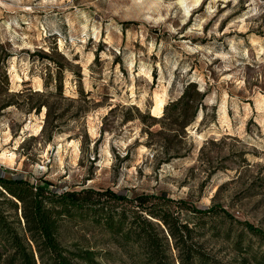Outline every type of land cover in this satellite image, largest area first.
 Segmentation results:
<instances>
[{
	"label": "rangeland",
	"instance_id": "374dc122",
	"mask_svg": "<svg viewBox=\"0 0 264 264\" xmlns=\"http://www.w3.org/2000/svg\"><path fill=\"white\" fill-rule=\"evenodd\" d=\"M189 82L187 113L165 118ZM12 175L218 203L264 230V0H0Z\"/></svg>",
	"mask_w": 264,
	"mask_h": 264
},
{
	"label": "trees",
	"instance_id": "16d2710c",
	"mask_svg": "<svg viewBox=\"0 0 264 264\" xmlns=\"http://www.w3.org/2000/svg\"><path fill=\"white\" fill-rule=\"evenodd\" d=\"M196 88L187 83L163 116L187 113L189 89ZM236 224L244 229L234 231ZM254 239L264 245V230L218 203L202 207L164 194L74 191L0 176V264H264ZM214 241L244 257L224 261Z\"/></svg>",
	"mask_w": 264,
	"mask_h": 264
}]
</instances>
